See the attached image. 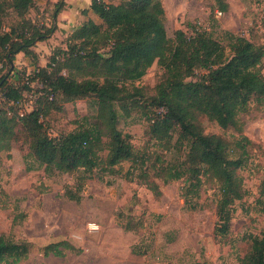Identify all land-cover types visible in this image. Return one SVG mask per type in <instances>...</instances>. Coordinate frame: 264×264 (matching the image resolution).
<instances>
[{
  "label": "trees",
  "instance_id": "trees-1",
  "mask_svg": "<svg viewBox=\"0 0 264 264\" xmlns=\"http://www.w3.org/2000/svg\"><path fill=\"white\" fill-rule=\"evenodd\" d=\"M215 1L220 11L227 10L226 0ZM34 4L35 0H0V90L1 102L7 105L0 107V151L9 147L14 127L19 125L29 152L46 169L93 177L99 170L117 173V166L128 162L130 169L138 171L141 180L159 193L148 169L142 166L148 160L138 156L130 135L117 126L116 104L125 115L131 108L142 107L152 126V139L166 149L176 134L175 144L186 149L182 160L159 164L155 175L164 182L184 177L187 183L182 196L191 209L197 207L192 199L199 196L202 177L216 180L221 196L214 230L226 235L233 204L245 195L241 180L231 175L234 168L242 165V159L229 156L233 149L220 136L204 134L197 117L203 114L221 128L242 132L240 115L252 100L264 101V46L238 35H230L224 46L205 30L187 35L177 29L169 37L161 0H90V18L73 30L66 48L53 52L45 65H34L35 75L39 76L33 90L37 96L35 105L19 112L22 92L31 87L30 82L18 85L8 80L15 68V56L22 52L35 60L33 48L55 31L56 17L64 10L66 0L56 1L54 23L47 27L25 18ZM9 10L19 18L5 30L3 19ZM92 15L100 22H95ZM154 62L163 73L154 95L145 97L132 82ZM196 70L202 71L197 74ZM88 96L97 103L92 121L84 117L86 124L77 121L70 131L50 136L41 117L51 109L61 108L55 101ZM242 140L248 142L245 136ZM236 145L245 147L241 140ZM258 192L264 202V177ZM65 194L69 198L76 195L70 189ZM29 250L28 242L0 234V264H16L27 257ZM67 250L80 253L82 249L66 240L42 247L45 256H64ZM240 264H264V227L260 235L251 237Z\"/></svg>",
  "mask_w": 264,
  "mask_h": 264
},
{
  "label": "rangeland",
  "instance_id": "rangeland-1",
  "mask_svg": "<svg viewBox=\"0 0 264 264\" xmlns=\"http://www.w3.org/2000/svg\"><path fill=\"white\" fill-rule=\"evenodd\" d=\"M56 1L35 0L25 18L37 26L53 25ZM83 2L73 6L66 3L60 12L66 11L65 16L59 19L58 14L56 19L63 21L64 27L52 40H43L35 60L28 57L27 62L24 55L18 57L17 63L15 56V68L8 80L25 85L27 76L31 87L22 92L19 112L29 111L35 105L37 96L33 90L39 84V76L35 75L34 65L46 64L53 52L66 48L73 30L90 18ZM226 2L227 10L220 11L215 0H161L167 35L173 37L177 29L187 35L205 30L224 46L230 35L244 36L264 46V0ZM92 16L100 22L96 15ZM18 18L7 11L4 29ZM261 67L264 73V58ZM162 73L163 69L154 62L132 83L145 97L152 96ZM1 101L0 90V107H7ZM55 102L61 108L51 109L41 117L50 136L70 131L77 121L86 124L84 117L87 122L92 121L97 110L93 96ZM115 108L119 114L118 128L130 135L138 156L148 160L142 166L148 169L159 193L141 180L139 172L130 169L128 162L117 166V173L99 170L93 177L46 169L29 152L25 133L16 125L9 147L0 151V234L30 244L27 257L16 264H240L251 237L260 235L264 227V202L258 192L264 177V101L252 100L248 110L240 115V134L232 128H221L203 114L197 117L204 134L220 136L233 149L229 156L242 159V165L234 168L231 175L241 180L245 195L234 202L229 230L223 236L214 230L221 196L216 180L202 177L199 196L192 199L197 207L189 208L182 196L187 183L184 177L164 182L155 175L159 164L184 158L186 149L175 144L177 135L165 149L151 138L152 126L144 108H131L128 115L118 104ZM238 140L245 143L244 148L236 145ZM67 189L76 194L75 198L65 194ZM60 240L80 247L81 252L67 250L64 256L43 255V246Z\"/></svg>",
  "mask_w": 264,
  "mask_h": 264
},
{
  "label": "crops",
  "instance_id": "crops-1",
  "mask_svg": "<svg viewBox=\"0 0 264 264\" xmlns=\"http://www.w3.org/2000/svg\"><path fill=\"white\" fill-rule=\"evenodd\" d=\"M84 0H66V3H67V5L69 6H73V5H75L76 3H80V2H83ZM85 5H86V8H88V6H89V3H90V0H86V2H83ZM65 12L66 11H64L63 13H59L60 14V16H59V19H61L62 18V16L64 17L65 16ZM57 16V17H58ZM57 17H56V19H57ZM55 25H56V29H55V31L52 33V35H51V37L50 38H48V39H50V40H52L53 38H54V36H55V34L56 33H58V30H60V29H62L63 27H64V23H63V21H61V20H59L58 22H57V20L55 21ZM54 41V40H53ZM44 41H39V42H37L36 43V46L33 48L34 49V51L36 52L37 50H38V46H40L42 43H43ZM42 49H43V46L41 47ZM44 51H47V49H44ZM22 55V56H21ZM16 57H17V59L15 60V62H17V60H18V57H24V54L22 53V52H20V53H18L17 55H16ZM27 59V60H26ZM25 60L28 62V57L26 58L25 57ZM18 63V62H17ZM23 64H26L25 62H22ZM40 66H43V65H45L44 63L43 64H39Z\"/></svg>",
  "mask_w": 264,
  "mask_h": 264
},
{
  "label": "built area",
  "instance_id": "built-area-1",
  "mask_svg": "<svg viewBox=\"0 0 264 264\" xmlns=\"http://www.w3.org/2000/svg\"><path fill=\"white\" fill-rule=\"evenodd\" d=\"M25 83L28 84L29 83V78L26 76L25 77Z\"/></svg>",
  "mask_w": 264,
  "mask_h": 264
}]
</instances>
